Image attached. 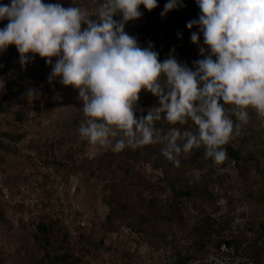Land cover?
<instances>
[{"label":"rangeland","instance_id":"rangeland-1","mask_svg":"<svg viewBox=\"0 0 264 264\" xmlns=\"http://www.w3.org/2000/svg\"><path fill=\"white\" fill-rule=\"evenodd\" d=\"M100 2L45 0L84 8ZM161 12L154 14L151 43L144 47L151 46L161 61L171 55L195 70L193 61L207 54L200 52L205 46L200 26H187L199 19V5L183 0V6ZM8 22L0 20V28ZM193 32L199 33L198 43L191 40ZM28 55L22 64L14 44L0 52V180L11 188L9 199L0 192V264H201L209 239L224 238L235 214L244 219L242 246L264 264V117L249 107L248 122L222 146L238 150L237 162L227 150L217 162L203 146L169 157L164 141L115 152L80 137L86 117L78 89L59 77L49 80L47 58ZM158 103L142 89L137 117ZM225 107L239 123L234 106ZM154 127L164 135L173 127L195 132L197 126L191 119L173 125L161 114ZM41 165L59 176L67 206L84 224L80 249L69 244L61 224L47 213L51 176ZM41 171L43 192L26 203L20 186Z\"/></svg>","mask_w":264,"mask_h":264},{"label":"clouds","instance_id":"clouds-1","mask_svg":"<svg viewBox=\"0 0 264 264\" xmlns=\"http://www.w3.org/2000/svg\"><path fill=\"white\" fill-rule=\"evenodd\" d=\"M196 3L199 19L187 26H200L205 45L200 52L207 54L193 61L195 70L171 55L161 61L157 51L141 47L124 30L127 21L142 15L141 4L151 10L158 0H101L94 13L76 4L11 0L10 5L0 4V20L9 21L0 28V52L14 44L22 64L31 58L29 53H38L52 65L49 80L59 77L78 89L86 117L78 132L91 144L119 152L164 141L169 157L203 146L206 156L220 162L226 158L222 146L248 122L249 107L264 117V0ZM180 6L183 0H167L161 16ZM117 14L120 20L114 19ZM191 40L198 43L199 33L193 32ZM53 57L58 58L54 64ZM142 89L159 103L137 117ZM226 104L234 106L239 123ZM161 114L173 125L191 119L196 131L173 127L160 135L154 123Z\"/></svg>","mask_w":264,"mask_h":264},{"label":"built area","instance_id":"built-area-1","mask_svg":"<svg viewBox=\"0 0 264 264\" xmlns=\"http://www.w3.org/2000/svg\"><path fill=\"white\" fill-rule=\"evenodd\" d=\"M100 6V5H99ZM96 8H86L90 13H94ZM95 19V15L91 16ZM114 19H117L114 17ZM120 20V19H117ZM145 22L143 19L129 20L125 24V31L137 38L139 45L141 46L144 40L147 38L148 32L145 30ZM40 170L50 173V184L46 188L52 192L47 201V208L50 212H47L54 220L59 222L66 232L68 242L75 249L81 247L80 229L84 225L83 222L76 218L74 209L67 206L65 196L63 195L62 182L59 176L54 175L49 168L41 165ZM42 171L32 175V178L26 181V183L20 186L21 195L26 198V203H31L36 199L40 193L43 192L41 185ZM0 192L1 196L5 199H9L11 196V188L5 185L0 180ZM244 219L235 214L232 218L230 225L229 237L231 239L239 234L240 227ZM227 239V240H228ZM219 241L209 245L208 250L202 260V264H256L255 261L247 255L242 248L235 246L233 243L228 242L226 239L219 238ZM188 264H196V262H189Z\"/></svg>","mask_w":264,"mask_h":264},{"label":"trees","instance_id":"trees-1","mask_svg":"<svg viewBox=\"0 0 264 264\" xmlns=\"http://www.w3.org/2000/svg\"><path fill=\"white\" fill-rule=\"evenodd\" d=\"M101 3V2H100ZM100 3H98L100 5ZM167 3V0H158V4L155 8L151 9V10H148L143 4H141L139 7H140V10L142 12V15L139 17V18H136V19H143L144 22H145V30L148 32V35H147V38L144 40L143 44L141 45V47H144V46H148L150 43H151V37H152V34H153V26H154V14H159L161 12V9L163 6H165V4ZM117 15H120V16H117ZM116 16L114 17H121V14H117ZM226 150H227V155L233 160V161H238L240 159V155L238 153V150L236 148H234L233 146L231 145H226L225 146ZM177 193H179L177 191ZM180 194H183V195H186L188 194L187 193H182L180 192ZM187 208L189 211H191V208L193 210H195V208H193L194 206L190 203H187L186 204ZM196 211V210H195ZM195 213V212H193ZM231 222H232V218H231V221L229 223V226H228V231H227V234L226 236H224V238L222 239H228L229 237V231H230V225H231ZM244 223V222H243ZM243 225V224H242ZM215 240V242L219 241L218 239L216 240L215 238H213V236L209 239V242L206 246V252L208 250V247L209 245H211L213 243V241ZM228 242L230 243H233L235 246L239 247V248H242V250L247 254L249 255L254 261L256 264H261L259 263L248 251H247V248L244 249V247L242 246V241H241V231L239 230V234L236 236V237H233L231 239H228L227 240ZM205 252V254H206ZM205 256V255H204ZM204 258V257H203ZM203 260V259H202ZM202 264V262H201Z\"/></svg>","mask_w":264,"mask_h":264}]
</instances>
